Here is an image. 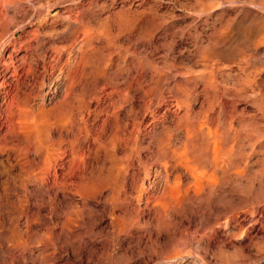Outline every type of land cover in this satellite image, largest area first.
Here are the masks:
<instances>
[{
    "label": "bare ground",
    "instance_id": "obj_1",
    "mask_svg": "<svg viewBox=\"0 0 264 264\" xmlns=\"http://www.w3.org/2000/svg\"><path fill=\"white\" fill-rule=\"evenodd\" d=\"M71 1H73V4H66L62 13L57 15L58 17L51 20L44 19V22L35 25L32 22L33 19L37 17L38 20L39 15L42 13L45 15V12L48 11L47 1H45L47 3H41L42 1L39 3L33 0H0V168L4 167L5 164L9 165V167L0 169V178L6 176L5 180L8 181L3 180L0 182V194L10 193V190L16 189L20 195L26 197L24 208L21 209V213L19 212L20 215L18 214L19 216L16 219L19 228L17 226L18 230L13 229L10 234V237L16 240V244L14 243L15 245L11 246V254L9 255L11 264H68V258L71 254L75 257L72 260L75 264H86L90 260L89 258L95 255L97 241L92 234L89 235V231V233L79 234L80 229L82 230L85 227H80L83 220L87 222V219L90 221L94 219V221H91L94 223H90L91 228L90 226L86 228H90V231L97 229L102 231L109 227L107 222L109 215L120 211L119 214H115L114 228L116 234L114 233V236L117 235L119 240L123 236L124 238L128 236L131 238L137 230L140 231L137 224L139 218L150 215L153 207L165 209L168 204L176 205L179 202H184L185 197L191 191L198 195L204 190H213L218 183V179H216V176H218L216 175L218 173L217 166H221L226 177L230 174L233 177L241 176L243 178L244 168L234 169L232 167L234 171L231 170L230 173L228 170L229 157L234 146L229 149L226 148V151L223 152L222 146L218 147L217 141L218 139L221 140L222 137L225 138L228 134L230 135L237 122L240 129L237 127L239 129L236 131L237 133L233 131L237 140H239L240 135L247 140L250 135H253L255 129L259 133H261L260 129L261 131L264 130L262 129L264 125L261 124L262 128L259 125L262 121L260 123L255 121L258 115H261L264 120V82L261 81L263 86L258 84L260 78L258 76L264 73V70H261L262 67L257 70L258 72L254 71L256 69L252 70L254 75L251 79L229 72V74H226L219 67H212L213 64H209L208 61L214 53L219 52L218 50H224V46H220L221 43L232 35L231 29L237 16L234 15L233 19H227L226 21L227 13L231 10V4L229 6L226 3L227 6L221 7V13L213 19L210 30L213 39L207 45L199 46L200 53H197L200 54L199 58L201 57L202 61L200 69L195 72L188 70L190 72L185 71V74L180 66L174 65L172 62H168V65H166L165 62L167 61L163 63L165 66L162 63L163 66L160 65V67H158L159 65H148V70L143 71V64L135 58L130 62L129 67L117 63L116 68L110 70L115 57L113 58V53L111 54L108 51L104 53L103 48L115 46L121 36L119 32V34L112 33V26L116 24V27L119 26L120 29L131 27L137 16L132 17L133 14L135 15V13H132L129 17L127 11L132 12L134 9L132 7H136V11L139 13V9L143 4L132 2L129 6V0H125L118 7L119 9H116L114 0ZM196 1L199 6L202 5L200 9L206 14L204 15L206 19H204L207 20L212 17L214 13L212 12V3L209 4V1L206 3L200 0ZM244 3L246 2L244 1ZM246 4L249 5V3ZM252 11L248 13H253ZM256 11L260 14L259 27H263L264 2L260 6L258 5ZM155 13L157 12L155 11ZM181 16L180 18L183 19V16ZM224 18L225 25L219 28L215 27V22L222 21ZM249 25L251 27V23ZM133 28L129 29L132 31ZM17 29H21L18 36L16 35ZM80 32L83 33L81 38L78 37ZM100 35H102L101 41L104 43L101 46L97 45L96 39H93L94 36ZM195 40L198 39L195 38ZM240 40L236 41L239 42ZM241 42H244V39ZM231 44L232 42L230 45H226L231 46ZM260 44L264 46V39L261 40ZM245 45L246 43L242 46L246 47ZM96 46L100 49H96ZM175 46L176 42L173 40L169 52L176 59L177 54L172 52L176 50ZM248 47L250 46L247 45ZM225 49L227 50L226 47ZM230 49L231 55L234 57L237 52H233V50L235 51L234 47ZM149 50L144 51L152 54ZM238 50L240 51V48ZM223 52L225 54V51ZM251 52L253 53V51ZM262 57L259 59L261 60L259 65L264 63V56L262 55ZM252 58L249 57L251 61ZM215 65L218 64L215 63ZM229 69L232 70L233 68L230 66ZM220 72H222V75H220ZM108 74H111L114 78V86L124 85L125 87L120 89L113 87L106 90V85L112 83L101 81V79L105 80ZM215 76L223 77L222 79L226 82L229 81L228 83L232 82L234 86L232 88L238 96L244 94L248 95L250 100L256 99L258 101H255L258 104V108L255 110L257 113L250 110L248 104L243 106L237 104L235 106V110L238 109L236 116L223 119V122L227 120V125H224L226 126L225 130L219 128V117L216 115L210 118V114H206V119L204 118L203 122L200 120L202 124L199 125L198 111L196 114L194 113L195 102L200 99L201 89L198 87L202 84L204 90L213 93L220 86ZM88 77L97 84L96 91L91 96L86 95L88 93L87 86L90 84L84 86V82ZM143 81H150L151 86H147L143 97L135 98L137 92L142 91ZM227 90L230 91L231 89L227 88ZM172 91L181 95L185 101L180 104H174L175 102L173 104L165 103L163 101L164 98L166 99L164 93H172ZM131 93L134 96L129 97ZM212 93L209 94L212 95ZM152 95L153 97H151ZM147 98H150V100L146 101ZM209 98L211 99V97ZM214 98L216 99V96ZM122 102H128L129 113H124V110L121 112L120 106L123 105L124 107V104L121 105ZM162 102L165 105L162 107L161 113H158L155 107L154 110L150 109V106L153 107L154 105L159 108L158 106ZM208 106L210 107V105ZM176 109H183V114L179 115L177 112L180 111L176 112ZM262 123L264 124V122ZM151 126H153V130L159 131L158 138L154 135L158 141V144L155 143L158 145V148L156 147L158 149H156L157 156L154 154L157 158L152 155L153 152L151 157L162 160L163 169L157 171V175L163 173V178L159 182L154 180L153 184L150 182L146 184V178L142 177L141 168H137V166L127 171L125 166L119 165V161H121L119 159H122L123 156L117 155V151L120 150L121 144L128 139V133L138 134L140 130ZM180 132H183L184 136ZM133 135L128 139L130 141L127 142L132 144L135 141L136 137ZM202 137L205 139V141L202 140L204 145L199 146L200 143L198 142ZM226 138L228 139L229 136ZM244 138H241V140ZM228 144L230 146V143ZM96 148L99 149L98 153ZM125 154L124 159L128 161L127 157L129 158V156ZM240 155L237 154V157ZM206 158L209 161V168H206V163V166H204ZM174 161H177L178 168L176 171H179V173H175L172 167L171 162ZM215 170L217 173H215ZM13 171H16L14 175L12 174ZM261 171L259 170V172ZM17 175L20 176V178H17L18 184L14 179ZM254 175L256 174L254 173ZM254 177L256 178V176ZM213 195H210V197ZM56 208L59 209L56 210ZM137 213H140L139 217L137 216L138 219L134 217ZM33 216L38 217L39 220L35 223V226L32 225L34 227L31 226L35 228L32 230L30 225L27 224L30 223ZM54 219L57 221L56 224H52V226L55 225L52 228L49 223ZM45 223L50 225L52 230L46 231L45 227L44 232L41 231L46 226ZM87 224L89 223L85 225ZM252 227L255 235L264 229L262 224L259 228H256L254 224H252ZM109 228L111 229V227ZM141 229L143 230V228ZM98 233L93 235H98ZM74 234L79 236V238L76 236L78 239H75L79 244L78 252L76 249L77 254L75 253V255L72 249L73 246L68 241L69 236L72 235L73 237ZM148 235L150 234L148 233ZM36 236H40L41 240L36 239L35 241L32 237ZM142 236H144V230ZM72 237L71 240L76 238ZM146 237L148 238V236ZM31 238L35 242H32ZM125 240L127 239L123 240L122 238V243ZM138 242L140 241L138 240ZM74 245L76 246V243Z\"/></svg>",
    "mask_w": 264,
    "mask_h": 264
},
{
    "label": "rangeland",
    "instance_id": "obj_2",
    "mask_svg": "<svg viewBox=\"0 0 264 264\" xmlns=\"http://www.w3.org/2000/svg\"><path fill=\"white\" fill-rule=\"evenodd\" d=\"M33 1H36L39 3L41 1H42L41 3H47L48 2V5H47L48 11L45 12V15H43V13H42L41 15L38 16V20H37V17L35 19H33L32 22L35 25L44 22V19L51 20V19L58 17L57 15L58 14L60 15V13H62V10L66 4H73L72 3L73 1H71V0H45L47 2H45L44 0H33ZM114 1H115L114 6L116 7V9H119L118 7H120L121 4L124 3L125 0H114ZM200 1L204 2V3L209 1V4L212 3V5H213V7H212L213 11L212 12H214V13H213L212 17L208 18L207 20H205L206 16H204L206 14L204 13V11L202 9H200V8H202L201 7L202 5L199 6L197 4L196 0H189V1L188 0L187 1H185V0H129V6L132 2H134L135 4L142 3L143 5L139 9V13H137L138 11H136V9H137L136 7H132V8H134L132 10V12L130 10L127 11L129 13V15L126 12V14L129 17H131L130 15L132 13H135V15L133 14L132 17L133 16L138 17V19H137V17L135 19L137 21L134 20L137 23H135L133 21L132 22L133 25L131 24L132 28L134 26V28H133L134 30L131 31V29H129L131 27H129L127 29H120L119 26L116 27L117 26L116 24H114L112 26V33H114V34L120 33L119 35H121V36L119 37L115 46L113 45V46L108 47V48H106V47L103 48L104 53H107V51H108L111 54L113 53V55H112L113 58L115 57L114 61H113L114 64L110 67V70H114L116 68L117 63L122 65V66L124 65V66L129 67L130 62L133 60V58H135L136 60L140 61L143 64V66H142L143 71L148 70L147 69L148 65H156V66L159 65L158 67H160V65H162L165 61H167V62H165L166 65H168V62L169 63L172 62L174 65L180 66L183 73L185 71L187 73H189L191 70H193L194 72L197 71L198 69H200L201 62H202L200 59L201 57L199 58L200 54H198V53H200L199 52L200 51L199 46L203 47L202 46L203 44L205 46L213 39L212 32L210 31L212 21H213V19H215V17L217 18L219 16V14L221 13V9H222L221 7L227 6L228 4H229V6L231 4V10H230V12L227 13L226 21H227V19H231L232 17L234 18V15H235V17L237 16L236 22L232 26L233 28L231 29L232 35L230 36V38H228L226 40L227 42L224 41L226 43H224V42L221 43L222 45H220V46H224V48H223L224 50H222V51L218 50L219 51V52L217 51L218 53H214L210 57L211 59L208 60L209 64H211V65L213 64L212 67H214V66L219 67L220 69L225 71L226 74L229 72L230 74H238L239 76L242 75L241 77H248V78L250 77L251 79L254 75V71L256 72L257 70H260L261 67H262L261 70H264V68H263L264 63H260V65H259V62H261V60H259L260 57L263 58L262 55L264 56V54H263L264 53V46H263V44H262V46L260 44L261 40L263 41V39H264V26L259 27L260 14L258 11H256L258 8V5L260 6V4H262V2H264V0H200ZM244 1L246 3H249V5L250 4H252V5L249 6L246 3H244ZM223 3H225V4H223ZM226 3H228V4H226ZM241 5H243L244 7L243 6L241 7ZM150 6L152 7V9H150L151 8ZM251 6H253V7H251ZM9 7H10V5H9ZM143 8H144V10H142ZM248 9H250V10H248ZM152 10H153V13H152ZM236 10H237L238 15L236 14ZM251 10H253L252 11L253 13H248V12H251ZM133 11H135V12H133ZM155 11L157 13H155ZM229 14L231 17L229 16ZM179 15L180 16L182 15L183 19H181ZM185 20H186V22H185ZM195 21H196V23H195ZM226 21L224 18L222 21L218 20L217 21L218 23L215 22L214 25H215V27L219 28V27H222L223 25H225ZM192 22H193V24L191 25ZM250 23H251V27L249 25ZM246 25H247V27H246ZM248 25H249V27H248ZM124 30H127V31H124ZM129 31H130V33H128ZM242 32L244 33V35ZM20 33H21V29H17L16 35L18 36V35H20ZM235 33H236V35H235ZM239 33H241V34H239ZM82 34L83 33L80 32L78 37L81 38ZM207 34H209V35H207ZM92 35H94V34H92ZM241 35H243V36L241 37ZM194 36L198 40H195ZM209 36H211L212 38ZM200 37H201V39H200ZM202 38H203V40H202ZM93 39L97 40L96 42H97V45H99V46L104 44L101 41L102 35L94 36ZM124 39H125V41H123ZM136 39L137 40L139 39V40L137 41ZM205 39H208V40H205ZM243 39H244V42L246 43V45H245L246 47L242 46L243 44H245L244 42H241V41H243ZM140 40H141V42H140ZM173 40H175V42H176V46H175L176 50H173L172 52L177 54L176 59L173 58V55L171 54V52H169L171 42ZM236 40L237 41L240 40V41L237 42ZM248 40H250V41H248ZM197 41H199V42H197ZM205 41H206V43H205ZM247 41H248V44H247ZM231 42H232L231 46H228V45H230ZM146 43L148 44V46ZM197 43H198V45L196 46ZM199 43H201V44H199ZM249 43H250V45H249ZM223 44H225V45H223ZM226 44H228V45H226ZM247 45L250 47L247 48ZM236 46H239V47H236ZM251 46H252V49H251ZM253 46H256V47H253ZM225 47L227 48V50L225 49ZM232 47L235 48V51L233 50V52H235V53L237 52L236 55H235V53L232 52V54L235 55L234 57H232L233 55H231L232 49H230V48H232ZM238 48H240V51L238 50ZM96 49H100V47L97 48V46H96ZM147 49L148 50L150 49L149 52H152V54H149L148 52L144 51V50L148 51ZM196 50H198V51H196ZM223 51H225V54ZM226 51H227V54H226ZM251 51H253V53ZM220 52H223V53L219 54ZM249 52H251V53H249ZM238 53L241 55L239 56ZM193 54H195V55H193ZM197 54H198V56H197ZM237 54H238V56H237ZM230 55H231V57H230ZM249 57L250 58L253 57L252 61H251V59H249ZM123 59H125L124 60L125 63L122 62ZM170 59H172V60H170ZM193 59H195V61H193ZM253 59H254V61H253ZM255 59L258 60V63H257V60H255ZM199 60H200V62H199ZM215 63L218 65H215ZM241 63H242V65H240ZM163 65L165 66V64H163ZM247 65H249V66L247 67ZM230 66H231V68H233L232 70L229 69ZM239 67L242 71L239 69ZM163 68L166 69L165 67H163ZM188 68H190V69H188ZM235 68H237V69H235ZM253 69H256V70L252 71ZM188 70H190V71H188ZM186 72H185V74H186ZM220 75H222V72H220ZM263 75H264V73H263ZM263 75L258 76V78L260 77L258 84H261L262 86H263L262 82H264V76ZM109 76H111V74H108L105 77V80L101 79V81H107L108 83H112V84L106 85V88H107L106 90H110L113 87L117 88V89L125 87L124 85L123 86H119V85L114 86V82H115L114 78L112 76H111V78H109ZM222 78L223 77L215 76V79L217 82L219 81L218 84L220 86L218 89H216L213 92L214 94L210 91L204 90V87L202 84H200V86L198 87L199 89H201L200 90V96H199V98L201 100L198 99V102H195V108H194L195 112L194 113L196 114L198 111L197 118L199 117L198 118L199 119L198 120L199 125L202 124V123H200V120L203 122L206 119V116H205L206 114H210V118H213L216 115L219 117V119H218L219 128H222L225 130L226 126H224V125H227V122H226L227 120L223 122V119H226L227 117L230 118V117L236 116L238 109L235 110L236 109L235 106L237 104H238V106H243L244 104H248L250 107V110H252L253 112H256L255 110L258 108V104L256 103L258 101L256 99L250 100L248 95H244V94L238 96V94L235 93V90H233L234 86H233L232 82L228 83L229 81L226 82ZM144 79H146V77H144ZM88 83L90 85L87 86L88 93L86 95L91 96L94 93V91H96L97 84L95 82H92L90 80V77H88V79L85 80L84 86ZM109 86H110V88H109ZM142 86H143V88H141L142 91L140 90L141 92H137V95L135 98L143 97L144 96L143 93L147 89V86H151V82L150 81H148V82L143 81ZM229 86H230V88H229ZM227 88L231 89V90L228 91ZM143 89H144V91H143ZM202 90H204V91H202ZM201 92H202V94H201ZM208 92L210 94L212 93V95H210ZM167 93H169V92H167ZM167 93L166 92L164 93L166 95L165 96L166 99L164 98V100H163L165 103L168 102V103L173 104L175 102L174 104H176V103L180 104V103L185 101V99H183L182 96L179 95L177 92L174 93L172 91V93L170 92L171 94L170 93L167 94ZM248 94H249V92H248ZM250 94H251V92H250ZM175 95H176V97H175ZM131 96H134V94L131 93V95L129 97H131ZM214 96H216V99L214 98ZM242 96H243V98H242ZM151 97H153V95ZM209 97H211V99ZM244 97H245V99H244ZM212 98H213V100H212ZM171 99H173V100H171ZM207 99L208 100L210 99L209 100L210 104H209V101ZM125 100H127V98H125ZM148 100H150V98L146 99V101H148ZM252 100H254V101H252ZM164 102H162L161 105L158 106L159 108H157V106L154 105L153 107L150 106L151 107L150 109L154 110L156 108L155 110L158 111V113H161L160 111H162V107L165 105ZM122 104H124V107ZM121 105H122V106H120L121 112H123V110H124V113L129 111L130 107H128L129 106L128 102H124V103L122 102ZM205 105H206V107H205ZM208 105H210V107ZM218 105H221V106H218ZM173 108H175V107H173ZM215 108H216V110H215ZM177 111H180V112H177ZM176 112L179 115H182L183 109H180V110L176 109ZM211 115H212V117H211ZM255 121H259V123L261 121L264 122L261 115H258L255 118ZM262 122L260 124L258 123L261 128L263 127L262 125H264ZM222 123H223V125H222ZM237 124H238V122L235 123V126H234L235 128L233 130L235 133H237L236 131H238L240 129L239 124L238 125ZM221 125H222V127H221ZM147 128L140 130L138 132V134L135 133L136 135L134 133H131V134L128 133L127 134L128 139H130L133 134H134L133 136H135L136 139L132 144L130 142H127V141H130L128 139L126 140V142H123L121 144V148H120L121 151L118 150L117 155L123 156L122 159H119V160H121V161H119L120 166L121 165H122V167L125 166L127 171L128 170L130 171L133 167L136 168L138 166L137 168H141V170H142V177L146 178L145 179L146 184H149V182L151 184H153L154 180H155V182H159V180H162V178H163L162 174L163 173L159 174V175H161V176H159V175H157V171H162L163 166H162V160H156V158H157L156 152L158 150L157 149L158 148V145H157L158 144V141H157L158 137L157 136H158L159 131L153 130V126H151L150 128L149 127H147ZM222 129H221V131H222ZM262 129H264V127ZM151 131H154V132H151ZM233 131L230 135L229 134L226 135V137L229 136L228 139L226 137L225 138L222 137L221 140L218 139V141H217L218 147L222 146L221 148L224 152V151H226V148L229 149L230 147L234 146V149H233V151L229 157L230 162H228V164L229 163L230 164L228 165V170L230 173V172H232L231 170L234 171V169H236V168H244V171L242 174L243 178L241 176H239L240 178L235 177V176L233 177L230 174H228L227 175L228 177H226V174L223 173L221 166H217L216 170L218 171V173L216 170H215V173H217L216 175H218V176H216V179H218L217 180L218 183L216 184V186L214 187L213 190L212 189L204 190L198 195L194 194V192L191 191L185 197L184 202H179L176 205H174V204L169 205L168 204V206L165 209H161L160 207H158V208L153 207L150 215L148 214L144 217L139 218L137 224L139 227L138 229L140 231L138 232V230H137L135 232V234L132 236L135 239H133L132 237L130 238V236L125 237V238L123 236L119 240L117 235L114 236V233L116 232L115 231L116 229L114 228V221L116 218L115 214H117V213L119 214L120 211L119 212L117 211L113 215H109V217L107 218V222L109 224V227H111V229L109 227H107L106 229L109 228L108 230L104 229L101 231V229H97L94 231H90L91 224L94 223L91 221L92 220L94 221V219H91V221L87 219V222H86V220H83L82 223H80V227H82V226H85V227L82 230L80 229L79 234L89 231L90 232V233L88 232L89 235L92 234V236L98 242V243L96 242V244H95V245H97V250L94 253L95 255L93 254L94 256H91L89 258L90 260H88V262L89 261L90 262L89 263L87 262L86 264H177V263L178 264H264V229H263V231H261L257 235H255V234H253V227H252V224H254L256 226V228H259L261 226V224H262V226H264V221H263L264 220V187H263V185H264V175H263V173H264V133L263 132H264V130L261 131V129H260L261 133H259V131L256 132V129H255L254 130L255 132L253 131V133H252L253 135L252 136L250 135L251 137L250 136L248 137V139H247L248 141L242 135H240L239 140H237V138H235V133ZM152 133H154V134H152ZM180 134L182 136H184L183 132L182 133L180 132ZM154 135L157 138L154 137ZM230 136H232V138H230ZM240 137L244 138V139L241 140ZM152 139L156 140V141H153ZM202 140L205 141V139H203V137L200 138V140L198 142V143H200L199 146L202 144V142H204ZM226 142L230 143V146ZM155 143H157V144H155ZM202 145H204V143ZM133 146H134V148H133ZM223 146L225 149L223 148ZM160 147H161V145H160ZM96 150L98 153L99 149L96 148ZM122 150H123V152H122ZM235 151H236V153H235ZM152 152H153V154H152ZM124 154L126 156H129V158L127 157V159H129L128 161H126L124 159ZM138 154H140V155H138ZM147 154H150V155H147ZM151 154L152 155L155 154L156 156L155 155L154 156L156 158L151 157ZM237 154H239V155L241 154V155L237 157ZM136 158H138V159H136ZM205 163L207 164V166L205 165ZM235 163H237V164H235ZM171 164H172L173 169L175 170V173L176 172L179 173V171H176L178 168L177 161H174L173 163L171 162ZM245 164L246 165L249 164V165L246 166ZM204 166H206V168L210 167L209 161H207V158L204 161ZM5 167H9V165L5 164L4 167H1L0 169L5 168ZM232 167H234V169ZM245 168H247V169H245ZM259 170L260 171L263 170V171L259 172ZM15 172L16 171H13L12 174L14 175ZM148 172H150V173H148ZM257 172H258V174H257ZM184 173H185V170H184ZM254 173L256 175H254ZM147 174H149V175H147ZM253 175L256 176V178ZM246 176L247 177L249 176V177L247 178ZM5 177L6 176L1 177L0 182H2L3 180L8 182L7 180H5ZM17 178H20V176H18V175L15 176L14 179H16L15 180L16 184H18ZM250 180H251V182H250ZM217 187L219 188L218 191H217V189H218ZM13 190L14 189L10 190L11 191V192L9 191L10 193L0 194V232H1L0 233V264H11V260H10L9 255L11 254V246L16 244V242H15L16 240H13L12 237H10V234L12 233L13 229H15L18 226L16 219L20 215L21 209L24 208V203H25L24 199L26 198L22 194L20 195L16 189L14 191ZM17 192H18V194H17ZM210 192H211V194H210ZM207 193H208L209 197H208ZM213 193L216 194L215 197H214L215 194L213 195ZM210 195H213V196L210 197ZM58 209L59 208H56V210H58ZM43 213H44V211H43ZM139 214L137 213L136 215H134V217H136V218H137V216L139 217ZM33 217H31L30 223L27 224L28 226L30 225V227L32 225L35 226L36 225L35 223H37L39 220L38 217L37 218H36V216L34 218ZM33 221H34V224H33ZM56 221L57 220H55V219H54V221L53 220L50 221L49 224L51 225L52 228L55 227V225L52 226V224H56ZM59 221H60V218H59ZM147 221L150 223L149 226H148L149 223ZM46 223H48V222H46ZM46 223H45V225H46ZM83 223H84V225H82ZM86 223H89V224L91 223V224L85 225ZM111 223H112V225H111ZM50 225L47 224L46 226L43 227V229H41V231L44 232L45 227H46L45 228L46 231L47 230L50 231V229L52 230ZM21 226H20V228H21ZM34 226H32V227H34ZM87 226L88 227L90 226V228L87 229L86 228ZM147 226H148V228H147ZM140 227L143 228V230H144V236H142L143 230ZM18 228H19V226H18ZM18 228H16V229L18 230ZM33 229H35V228H32V230ZM141 230H142V232H141ZM99 231L102 232L100 235H99V233H100ZM96 233H98V235L100 237L98 235H93ZM148 233L150 235H148ZM151 234H152V236H151ZM137 235H138V237H137ZM76 236H78V235H76V234L73 235V237H76ZM134 236H136V237H134ZM146 236H148V238H149V236H151V237L148 239ZM36 237H32V238H34L35 241H36V239L38 241L41 240L40 236H36ZM71 237H72V235H71ZM71 237L69 236L70 239L68 241H70L69 243L71 244V246H73L72 249H73L74 255H75V253L77 254L78 248H79V244L77 243V241H75V239H78L79 236H78V238L72 237L74 240L73 239L71 240ZM115 237H117V238H115ZM32 238H31L32 242H35L34 239H32ZM122 238H123V240L127 239V240H125V242H123L124 244L121 241ZM146 239H148V240H146ZM117 240H118V242H117ZM138 240L140 242H138ZM144 240H145V242H144ZM71 241H72V243H71ZM75 243H76V246L74 245ZM130 243H132V244H130ZM77 244H78V246H77ZM130 245H132L133 248L130 247ZM132 249H133V251H132ZM7 250H8V252H7ZM133 254H134V256H133ZM74 258L75 257H73V254H71L70 257L68 258V264H71V262H72V264H75V262L72 261ZM70 259H71V261H70ZM44 264H46V263H44Z\"/></svg>",
    "mask_w": 264,
    "mask_h": 264
}]
</instances>
